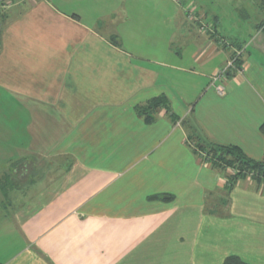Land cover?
<instances>
[{"label":"crops","instance_id":"1","mask_svg":"<svg viewBox=\"0 0 264 264\" xmlns=\"http://www.w3.org/2000/svg\"><path fill=\"white\" fill-rule=\"evenodd\" d=\"M153 1L16 3L0 39V140L35 159L0 196L15 205L0 264H264V182L205 163L186 125L264 162V41L212 83L237 52Z\"/></svg>","mask_w":264,"mask_h":264},{"label":"rangeland","instance_id":"2","mask_svg":"<svg viewBox=\"0 0 264 264\" xmlns=\"http://www.w3.org/2000/svg\"><path fill=\"white\" fill-rule=\"evenodd\" d=\"M147 1V0H146ZM163 0H159L161 3ZM176 6L181 10L184 18L189 21L187 24L193 25L194 31L200 33V35L210 36L215 39L220 47H226L234 52L231 56L230 61L233 62L234 69L238 67L240 62L239 57L243 47L249 43H259V41H264V12L260 10L261 4L264 0H172ZM18 0H0V39H2L3 32L7 29V25L10 24L12 20H15L16 12L20 4H16ZM157 2V0H156ZM155 0L152 3H156ZM18 7V8H17ZM21 9V7L19 8ZM16 11V12H15ZM26 12L22 10V14ZM210 12V13H209ZM158 14V13H153ZM220 17L222 26L225 28L223 35L227 39L231 38L233 35V40L228 42L223 37L222 32L220 33L217 28H214L211 19L208 16ZM152 31L158 32L160 25L154 22V19L150 21ZM261 25V29L259 28ZM196 28V29H195ZM161 30V28H160ZM245 41L242 43L241 41ZM238 42L240 45H236ZM2 51V48H0ZM240 55V56H239ZM233 68H227V71H231ZM3 96V93H0ZM1 103V102H0ZM2 112V105H0V113ZM189 132V145L190 147L199 155V157L205 162L210 164V158L207 154L211 153V157H221V153H213L214 146L205 145L198 141L197 136L194 135V131L189 124L186 123ZM3 132L1 127L0 118V135ZM5 141V140H3ZM0 140V196L5 195L6 190L12 188L13 185L16 186V181L21 178L23 174H26L25 165L33 163L35 159L34 156H25L24 151L18 149L15 146V141H7V146L1 144ZM44 159L45 156L40 157L39 163H47ZM229 159V156H227ZM27 169V168H26ZM227 173V168H222ZM231 170V168H230ZM233 170V169H232ZM29 174H31L29 172ZM229 174V173H228ZM238 174V173H237ZM251 175V173H249ZM247 174V178L248 175ZM230 175V174H229ZM253 177V176H252ZM251 178V180H253ZM15 207L14 204L6 203L5 200L0 198V218H3L5 214H10L12 209ZM4 219H0V231L4 232V228L7 223H3ZM11 237L8 233L0 237V246L6 247V252L8 255L13 254L12 250L14 245L11 243ZM7 243V244H3ZM16 243V242H15Z\"/></svg>","mask_w":264,"mask_h":264},{"label":"trees","instance_id":"3","mask_svg":"<svg viewBox=\"0 0 264 264\" xmlns=\"http://www.w3.org/2000/svg\"><path fill=\"white\" fill-rule=\"evenodd\" d=\"M262 7L258 6V9L264 12V3ZM261 29V25L259 27ZM164 104L163 99L153 100L141 109L142 115L153 113L156 109L162 107ZM152 118L147 117V122H151ZM213 153H221V157H211V153L207 154L210 158V164L218 169L231 168L236 170L238 174L230 177L231 181L246 178V174H253L252 179L256 182H264V162H253L248 160L236 147H223L214 146ZM229 156V159H227ZM225 264H243L237 259L229 258L225 261Z\"/></svg>","mask_w":264,"mask_h":264},{"label":"built area","instance_id":"4","mask_svg":"<svg viewBox=\"0 0 264 264\" xmlns=\"http://www.w3.org/2000/svg\"><path fill=\"white\" fill-rule=\"evenodd\" d=\"M233 62H234V59H233L232 62L229 61L227 68H233V69H234ZM227 68H225L224 70H222V71L218 72L217 74H215L214 77H213V79H212V83L218 81L219 79H223V78L225 77V74H226ZM216 90H217V92H218L219 94H222V93H223V89H222L221 86H218V87L216 88ZM227 171H228V173L230 174V175L228 174L229 177H233V176H235V175L238 173L236 170H232V169L230 170V168H227ZM252 176H253V174H251V175L249 174V175H248L249 178H251ZM246 178H247V174H246ZM249 178H248V179H249Z\"/></svg>","mask_w":264,"mask_h":264}]
</instances>
